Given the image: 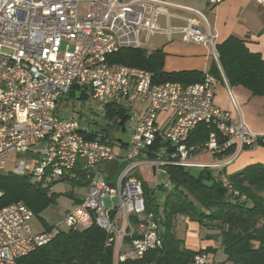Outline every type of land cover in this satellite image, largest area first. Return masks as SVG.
Masks as SVG:
<instances>
[{
  "label": "built area",
  "instance_id": "2783aa9c",
  "mask_svg": "<svg viewBox=\"0 0 264 264\" xmlns=\"http://www.w3.org/2000/svg\"><path fill=\"white\" fill-rule=\"evenodd\" d=\"M205 1L214 8L227 0ZM253 1L264 9V0ZM157 35L208 46L218 61L206 17L165 0H0V173L27 177L43 189L77 179L76 171L93 173L64 223L101 230L105 246L113 248V264L140 261L162 248V219L146 212L137 168L163 175L167 166L220 172L242 151L264 145V134L251 133L241 118L233 121L214 106L210 75L188 85L155 83L144 69L109 64L110 55L147 48ZM110 110H121L123 120L110 119ZM160 114H168L162 123ZM201 124L213 129L208 140L187 144ZM115 126L126 140L112 139ZM199 154L219 159L194 163ZM106 163H123L114 186L95 176ZM219 182L233 192L223 174ZM162 184L171 187L167 180ZM32 216L20 201L0 209V264H17L58 232L34 233ZM191 264L219 263L199 252Z\"/></svg>",
  "mask_w": 264,
  "mask_h": 264
},
{
  "label": "trees",
  "instance_id": "16d2710c",
  "mask_svg": "<svg viewBox=\"0 0 264 264\" xmlns=\"http://www.w3.org/2000/svg\"><path fill=\"white\" fill-rule=\"evenodd\" d=\"M216 51L230 85H242L257 97L264 95V63L259 55L251 54L243 41L234 37H228L217 45ZM107 59L114 67L144 69L152 74L155 83L170 81L188 85L199 83L204 78L197 71L164 72V53L161 50L122 49ZM108 116L123 120L121 110H110ZM212 131L203 124L198 125L190 133L187 144L205 143ZM158 145L156 143L155 147ZM199 169L198 175H193L190 168L167 166L165 176L170 188L164 184L149 188L141 181L146 212H156L162 219V248L148 252L140 261L118 264H191L199 252L214 253L211 248L193 252L184 247L183 241L173 231L178 216L196 222L206 231L217 233L226 257L220 264H264V165H248L230 175L224 171L214 174L209 168ZM76 173L77 179L69 182L75 187L87 188L93 173L88 176L85 172ZM222 174L233 192H228L220 184ZM54 184L43 189L35 187L27 177L0 173V209L20 201L32 214H38L55 202L57 195L49 194ZM50 230L46 228V231ZM105 241L106 235L95 225L66 232L60 230L49 244L23 256L17 264H113V248L106 247Z\"/></svg>",
  "mask_w": 264,
  "mask_h": 264
},
{
  "label": "crops",
  "instance_id": "0c3cea01",
  "mask_svg": "<svg viewBox=\"0 0 264 264\" xmlns=\"http://www.w3.org/2000/svg\"><path fill=\"white\" fill-rule=\"evenodd\" d=\"M249 1H253V0H227L225 2H230L231 5L240 8L243 7L245 4L249 3ZM225 2H222L218 5H221ZM218 5L214 7H217ZM206 6H208L207 3ZM209 8L212 9L213 7H209ZM262 10L264 11V9ZM173 12L174 14L179 13L176 10H173ZM209 25L211 28V32L217 36L216 46L223 43L225 40L228 39V37H234L240 41H243L247 50L251 54L259 55L261 61L264 63V42H261L260 37L257 39L255 38L252 39L247 35L241 36L242 33H234L233 31L230 30L224 34V37L220 41H217L220 33L216 31V29L213 27L212 24L209 23ZM163 39H164V43H162L161 47L153 48V49L147 47L144 49L148 51H156V50L163 51L164 72L172 73V72H183V71H197V72H201L202 75L204 74L210 75L216 81L213 86L214 106L226 112L233 121H238L241 118L245 127L251 133L264 134V95L257 97L256 95H253L249 89L243 87L242 85L239 84L230 85L226 80L222 68L220 67L219 61H216L213 58V56L211 59L208 58V53H209L208 49H210L208 46L193 44V43H184L183 41H181V39H179V42H177L178 44L176 46H172L171 44L168 48H171L172 50H168V52H166L164 50L165 45L167 43H174V41L172 40L170 42H167L164 37ZM171 53L174 54L178 53L179 54L178 57L180 58L170 57ZM166 60L168 64L173 63L174 66L177 65L176 69L167 71L165 69ZM167 117L168 114L165 115L160 114L158 118L159 123H162ZM200 155L203 156L208 154H199L197 156L200 157ZM197 156H195L193 159V162L197 164H213L216 162V161H198ZM212 158L219 159V157H214V156ZM255 163H260L264 165V145H261L254 149H246L242 151L241 154H239L238 157L231 164L225 167L222 171H224L226 175H230L239 172L248 165H252ZM111 167H114V165H112ZM122 167H123V163H117V165H115L114 172H111L112 169L110 170L109 168L105 167L103 169H100L101 175H103L105 178L108 176V178L110 179V182H108V184L114 186L116 176ZM210 170L214 174L219 172L218 170H214V169H210ZM151 172L154 178H156L157 175L160 174L158 172L155 173L154 170H152ZM159 184L162 183L156 180V182L153 185V188L154 186H157ZM84 190L85 192L82 198H80L79 196L75 197V199L74 197L72 198L74 201H72V204L70 208L67 210L66 214L74 207L80 204L87 191V188H85ZM43 231H46V229ZM173 231L175 236L179 240L183 241L184 247L188 250H191L193 252H199L211 248L215 250L213 254H217L219 252H222V254H224L223 250L220 248V238L217 237L216 232L206 231L200 228L196 222H191L185 217L178 216L175 219ZM40 232H34V233H40Z\"/></svg>",
  "mask_w": 264,
  "mask_h": 264
},
{
  "label": "rangeland",
  "instance_id": "374dc122",
  "mask_svg": "<svg viewBox=\"0 0 264 264\" xmlns=\"http://www.w3.org/2000/svg\"><path fill=\"white\" fill-rule=\"evenodd\" d=\"M172 4H178L183 6L192 7L198 11H200L210 24L216 29L218 33H220L217 41H220L224 34L227 31H233L234 33H242L241 36L247 35L252 39L261 38V42H264V11L253 1H249V3L245 4L243 7H235L231 5L230 2H225L217 7L210 9L206 6L205 0H167ZM85 7V5L83 6ZM174 9H167L168 12L174 13ZM187 17L190 15L185 14ZM177 24V22L173 21V24ZM179 25V24H178ZM217 38V36H216ZM180 36L175 35L173 37L174 43H167L165 45V51L172 50L168 48L171 44L172 46H176L179 42ZM259 40V42H260ZM162 43H164V39L162 36H153L149 43V48H159ZM209 50L208 58H212V52ZM178 53H171L172 58H180L178 57ZM176 60V59H175ZM177 65H173V63L168 64L167 60L165 61V69L167 71L175 70ZM110 135L112 139H127V134L121 131V128L117 126L111 129ZM198 161H217V159L212 158L209 155H203L198 158ZM14 156H10L9 160L6 162V170H10L11 164L9 163ZM114 165V167H111ZM117 163H106L100 168L96 170V177H99L101 174V170L105 167L109 168L111 172H114V168ZM152 170L147 166H141L135 170V176L140 179V182H144L149 188H153L154 183L158 180L160 183H165L167 178L163 174H158L156 178L152 175ZM200 169L199 168H190V172L193 175H198ZM110 172V173H111ZM106 181L110 182L108 176L106 177ZM85 188H78L73 186L69 181H61L56 182L53 186L50 187L49 194H56L57 198L54 203L48 205L43 211L38 214H33L30 227L33 232H40L45 230L46 228H51L49 232L54 233L56 231H67L68 228L64 223V218L66 216L67 210L70 208L72 201L71 195L75 197L79 196L82 198ZM66 194H70L68 197ZM264 197V192H262ZM78 197V198H79ZM114 204H117V200L113 201ZM106 206H110V201L108 198L105 199ZM210 258H212L216 263H222L226 259L225 255L222 252L217 254H209Z\"/></svg>",
  "mask_w": 264,
  "mask_h": 264
}]
</instances>
